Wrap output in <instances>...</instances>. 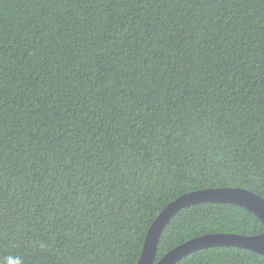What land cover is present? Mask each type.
<instances>
[{
	"label": "trees",
	"instance_id": "1",
	"mask_svg": "<svg viewBox=\"0 0 264 264\" xmlns=\"http://www.w3.org/2000/svg\"><path fill=\"white\" fill-rule=\"evenodd\" d=\"M221 187L264 199V0H0V264H136L168 203ZM263 230L244 207L191 205L155 262Z\"/></svg>",
	"mask_w": 264,
	"mask_h": 264
},
{
	"label": "water",
	"instance_id": "2",
	"mask_svg": "<svg viewBox=\"0 0 264 264\" xmlns=\"http://www.w3.org/2000/svg\"><path fill=\"white\" fill-rule=\"evenodd\" d=\"M229 203L246 208L255 214L264 228V199L257 194L234 187H221L183 194L168 203L150 225L136 264H176L183 257L196 251L236 247L253 251L264 257V230L258 235L229 233L206 234L190 239L165 253L155 262L159 238L170 218L179 210L200 203Z\"/></svg>",
	"mask_w": 264,
	"mask_h": 264
},
{
	"label": "clouds",
	"instance_id": "3",
	"mask_svg": "<svg viewBox=\"0 0 264 264\" xmlns=\"http://www.w3.org/2000/svg\"><path fill=\"white\" fill-rule=\"evenodd\" d=\"M7 264H23L22 260L19 257H7Z\"/></svg>",
	"mask_w": 264,
	"mask_h": 264
}]
</instances>
